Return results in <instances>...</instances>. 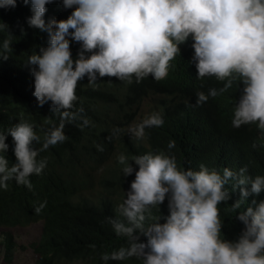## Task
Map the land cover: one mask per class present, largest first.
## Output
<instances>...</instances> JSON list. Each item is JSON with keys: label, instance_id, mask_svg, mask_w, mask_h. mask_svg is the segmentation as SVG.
<instances>
[{"label": "clouds", "instance_id": "1", "mask_svg": "<svg viewBox=\"0 0 264 264\" xmlns=\"http://www.w3.org/2000/svg\"><path fill=\"white\" fill-rule=\"evenodd\" d=\"M16 2L0 0V8H15ZM53 2L23 0L32 13L28 26L48 34L47 46L27 61L34 66L33 96L39 106L51 102L52 112L59 113L61 120L44 133L42 144L26 121L0 131V189H7L12 180L31 189L30 176L40 175L47 164L37 159L39 153L63 142L65 122L83 112L82 108L72 111L79 81L87 77L88 85L95 87L106 76L129 82L149 75L162 80L180 53L179 46L189 39L197 78L224 82L207 95L197 92V104L238 82L243 88L235 101L233 127L255 123L264 130V0H62L65 9H73L71 14L46 22V5ZM0 29L7 26L0 23ZM72 42L80 44L75 59ZM10 47L11 40L5 39L0 58L8 59L5 53ZM79 118L81 127L90 123L86 117ZM162 124L160 113L153 112L129 130L139 139L146 128ZM8 136L16 157L11 165L6 158ZM34 143L41 147L35 148ZM174 146L175 141H170L168 147ZM220 153L208 155L193 169L185 163L180 167L174 156L163 151L131 160L119 154L123 175L135 173V178L118 205L125 220L110 222L116 235L128 238V246L101 259L138 257L142 264H264V159L252 157L254 163L244 164ZM165 200L169 212L165 220L145 225V213Z\"/></svg>", "mask_w": 264, "mask_h": 264}, {"label": "trees", "instance_id": "2", "mask_svg": "<svg viewBox=\"0 0 264 264\" xmlns=\"http://www.w3.org/2000/svg\"><path fill=\"white\" fill-rule=\"evenodd\" d=\"M72 11L63 7L62 0H54L46 5L44 19L63 20ZM31 15L30 5L25 6L23 0H17L15 8H0V23L7 26L0 29V45L5 39L11 40L10 50L5 53L8 59L0 58V131L26 121L33 125L42 144L44 133L52 124L58 125L61 117L52 112L51 102L39 106L33 96L34 66L27 61L33 52L39 54V49L47 46L48 34L28 26L26 21ZM192 43L189 39L179 46L180 53L170 62L168 75L162 80L149 75L139 82L135 78L129 82L106 76L98 79L95 87L88 85L87 77L79 81L75 89L78 100L72 111L82 108L83 112L77 119L65 122L63 142L39 153L37 159H44L47 164L40 175L30 176L31 189L14 180L8 182L7 189H0V228L10 230L41 223L38 242L32 245L35 264H57L62 260L142 264L138 257L107 262L101 259L105 253L128 246V238L116 235L110 222L125 220L118 205L135 178V173L123 175L117 161L121 153L131 160L133 156L163 151L174 156L180 167L185 163L191 169L216 152L241 159L244 164L254 163L252 157L264 159V130L255 123L239 128L232 125L235 101L241 96L243 85L236 82L216 97L209 96L197 104V92L207 95L210 88L219 90L224 82L215 77L197 78ZM70 48L75 59L80 44L72 42ZM145 101L150 105L143 118L159 112L163 124L146 128L138 139L129 129L143 119L137 121ZM80 116L90 123L81 127ZM114 129L120 131L114 133ZM173 140L175 146L169 148ZM6 143V158L11 165L16 162L11 136ZM41 144L33 146L40 148ZM45 201L41 211L36 212ZM168 214L165 200L145 213L144 223L158 219L161 223ZM141 239L146 242V238ZM0 246L4 261L12 263L17 246L9 231L2 232Z\"/></svg>", "mask_w": 264, "mask_h": 264}, {"label": "rangeland", "instance_id": "3", "mask_svg": "<svg viewBox=\"0 0 264 264\" xmlns=\"http://www.w3.org/2000/svg\"><path fill=\"white\" fill-rule=\"evenodd\" d=\"M149 101H145L140 107L139 115L137 121H140L141 118L147 113L149 109ZM141 117V118H140ZM41 230V223H36L28 226H20L10 230H4L0 228V236L3 231H9L16 242V252L14 259L10 264H35L36 256L33 251L32 245L36 244L39 239ZM3 248L0 246V264H9L6 263L3 259ZM57 264H86L81 260L66 261L62 260Z\"/></svg>", "mask_w": 264, "mask_h": 264}]
</instances>
